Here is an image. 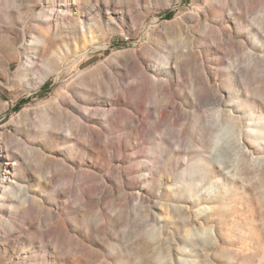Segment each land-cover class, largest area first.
I'll return each instance as SVG.
<instances>
[{
	"label": "rangeland",
	"instance_id": "obj_1",
	"mask_svg": "<svg viewBox=\"0 0 264 264\" xmlns=\"http://www.w3.org/2000/svg\"><path fill=\"white\" fill-rule=\"evenodd\" d=\"M0 264H264V0H0Z\"/></svg>",
	"mask_w": 264,
	"mask_h": 264
},
{
	"label": "trees",
	"instance_id": "obj_2",
	"mask_svg": "<svg viewBox=\"0 0 264 264\" xmlns=\"http://www.w3.org/2000/svg\"><path fill=\"white\" fill-rule=\"evenodd\" d=\"M167 17L170 18L171 16H170V15H167ZM45 89H46V86H45V88H44V92H45ZM24 103H26V100L21 101V102H20V105H22V104H24Z\"/></svg>",
	"mask_w": 264,
	"mask_h": 264
}]
</instances>
